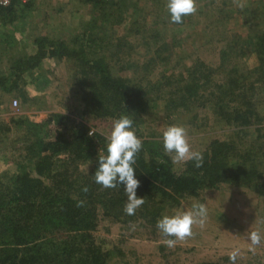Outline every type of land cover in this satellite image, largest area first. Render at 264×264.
Here are the masks:
<instances>
[{
	"label": "trees",
	"instance_id": "obj_1",
	"mask_svg": "<svg viewBox=\"0 0 264 264\" xmlns=\"http://www.w3.org/2000/svg\"><path fill=\"white\" fill-rule=\"evenodd\" d=\"M92 1L102 3L103 8L109 3L115 6L112 13L102 14L106 20H114L110 25L116 23V29L126 21L119 0ZM13 10L12 2L0 6V15ZM222 36L217 64L194 53L171 63L169 55L159 52L156 61L150 58L146 62L152 68L137 80L139 86L114 75L98 48L93 52L91 44L98 46L103 36L80 33L72 47L61 39L41 36L34 39L35 50L19 58L9 75H0V90L16 88L24 74L36 72L47 58L69 60L84 88V111L94 117L129 115L138 132L139 120L146 115L185 116L195 125L203 118L200 112L209 110L217 121L230 126L224 139H212L202 151V167L190 161L179 171L165 154L163 141L154 134L141 138L143 147L134 168L140 181L137 196L146 198V203L135 215L139 221L155 223L165 200L177 203L179 198L197 196L202 188H216L221 183L249 187L264 196V127L255 126L261 122L255 95L258 91L264 94V29L246 39ZM162 45L157 51H163ZM176 46L172 42L171 48ZM251 55L254 63L248 66ZM159 66L163 67L157 69ZM52 115L64 119L61 114ZM107 144L101 133L90 136L85 127L73 126L67 139L61 134L47 139L43 155L32 162L31 170L9 176L12 188L0 182V264H110L109 253L93 235L98 214L103 212L117 221H125L129 215L123 210V184L104 189L94 181L99 150L103 148L107 155ZM89 160L93 161L88 173L76 174L80 162ZM56 161L62 162L59 167ZM55 169L57 173L51 175ZM32 171L48 181L32 176ZM84 186L89 187L87 193L81 190ZM78 200L85 202L82 207L77 206Z\"/></svg>",
	"mask_w": 264,
	"mask_h": 264
},
{
	"label": "rangeland",
	"instance_id": "obj_2",
	"mask_svg": "<svg viewBox=\"0 0 264 264\" xmlns=\"http://www.w3.org/2000/svg\"><path fill=\"white\" fill-rule=\"evenodd\" d=\"M11 2L13 12L0 15V75H9L19 58L35 50L34 39L48 36L72 47L74 39L86 32L104 37L98 46L91 44L92 50L98 48V54L107 58L112 73L127 77L139 86L137 80L152 68L146 66V62L150 58L156 61L159 52L169 55L171 63L177 62L179 56L194 53L217 64L223 33L227 40L235 35L246 39L264 29V0H240L245 4L243 9L236 7L233 0H197V13L184 17L181 25L171 24L167 0H119L126 21L118 29L116 23L110 25L114 20H106L103 15L115 11L111 3L103 8L105 5L92 0ZM172 42L177 46L171 48ZM162 43L163 51H157ZM166 44L169 46L165 47ZM247 63L252 66L253 55ZM76 71L69 60L47 58L36 72L24 74L16 88L6 92L0 90L1 183L12 188L9 176L31 170L32 162L43 155L41 149L47 139L57 134L67 139L73 126H83L88 133L99 132L108 140L116 117L97 118L84 111L83 87L75 77ZM255 102L261 117V122L255 126L264 127V94L261 91L256 93ZM55 113L64 119L57 120L52 115ZM200 113L203 118L197 119L195 125L185 116L165 118L162 112L153 117L146 115L139 120L136 134L139 138L154 134L156 139L163 141L162 133L168 126L182 125L188 130L193 149L203 151L209 141L224 139L232 128L217 121L209 110ZM261 133L264 134V128ZM102 149L99 154L105 155ZM92 161L80 162L75 173L87 174ZM61 163L56 161L57 166ZM182 167L184 164L173 165L176 171ZM57 171L55 169L51 175ZM31 174L44 183L48 181L33 171ZM196 202L207 205V221L203 227H195L194 235L178 242L174 249L162 243L165 237L156 228L157 222L139 221L136 215L117 221L103 212L98 214V224L93 230L95 242L109 253L110 264H230L228 255L234 249L240 250L236 264H264V241L255 251H249L247 239V233L253 230L264 235V196L249 187L221 183L216 188H202L197 196L179 198L177 203L165 200L159 205L160 218L187 210Z\"/></svg>",
	"mask_w": 264,
	"mask_h": 264
},
{
	"label": "clouds",
	"instance_id": "obj_3",
	"mask_svg": "<svg viewBox=\"0 0 264 264\" xmlns=\"http://www.w3.org/2000/svg\"><path fill=\"white\" fill-rule=\"evenodd\" d=\"M7 3V0H5ZM236 7L243 9L244 3L233 0ZM167 11L170 22L182 24L183 18L195 15L198 11L197 0H167ZM134 120L129 115H121L113 121L110 135L108 136L107 155L99 154L94 181L104 189H115L123 184L126 202L124 213L135 215L136 211L146 203V198L137 196L140 181L135 176L136 159L143 147V141L136 134L133 127ZM89 135H93L90 131ZM163 149L169 155L173 164H187L195 162V167L203 166L204 156L202 151L194 150L190 143L188 130L182 125H170L162 133ZM87 172V169H85ZM82 192L89 191L84 186ZM84 201L78 200L77 206L82 207ZM208 218V207L205 203L196 202L184 211H177L173 215H163L158 219L156 228L165 237L162 243L169 249H174L178 242L185 241L194 235V228L203 227ZM249 251L264 241L260 231L253 230L247 233ZM240 254L239 249H234L228 255L230 264H236Z\"/></svg>",
	"mask_w": 264,
	"mask_h": 264
},
{
	"label": "built area",
	"instance_id": "obj_4",
	"mask_svg": "<svg viewBox=\"0 0 264 264\" xmlns=\"http://www.w3.org/2000/svg\"><path fill=\"white\" fill-rule=\"evenodd\" d=\"M10 3H11V0H7V3L5 2V0H0V6H8L10 5ZM14 103L16 102L14 101Z\"/></svg>",
	"mask_w": 264,
	"mask_h": 264
}]
</instances>
